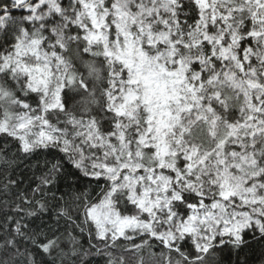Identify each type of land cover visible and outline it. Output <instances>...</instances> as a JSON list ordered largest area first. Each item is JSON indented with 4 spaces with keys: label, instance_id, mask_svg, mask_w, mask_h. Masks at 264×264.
<instances>
[{
    "label": "snow or ice",
    "instance_id": "1",
    "mask_svg": "<svg viewBox=\"0 0 264 264\" xmlns=\"http://www.w3.org/2000/svg\"><path fill=\"white\" fill-rule=\"evenodd\" d=\"M254 246L264 264V0H0L5 264Z\"/></svg>",
    "mask_w": 264,
    "mask_h": 264
},
{
    "label": "trees",
    "instance_id": "2",
    "mask_svg": "<svg viewBox=\"0 0 264 264\" xmlns=\"http://www.w3.org/2000/svg\"><path fill=\"white\" fill-rule=\"evenodd\" d=\"M46 156L43 153H37L36 155H33L28 158L21 157L19 161V167L16 169V174L19 176L21 173H23L24 177H31L33 172H36L37 175H39L40 170L44 167ZM95 195V193L93 194ZM247 257L248 264H260L261 262V250L259 246H254L253 250L248 251L246 250L245 253L241 254V259H244ZM11 253L8 254V256H5L3 252H0V264H5L6 261L11 259ZM22 257H15V260L17 261V264H23ZM48 257L45 256H37L36 260L38 264H49ZM235 259V257H233ZM59 264V262H57Z\"/></svg>",
    "mask_w": 264,
    "mask_h": 264
}]
</instances>
